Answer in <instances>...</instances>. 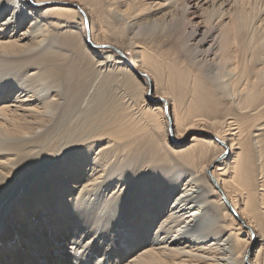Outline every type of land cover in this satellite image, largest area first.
<instances>
[{
    "label": "bare ground",
    "instance_id": "6f19581e",
    "mask_svg": "<svg viewBox=\"0 0 264 264\" xmlns=\"http://www.w3.org/2000/svg\"><path fill=\"white\" fill-rule=\"evenodd\" d=\"M0 17V264H264V0ZM180 100L211 130L157 148Z\"/></svg>",
    "mask_w": 264,
    "mask_h": 264
},
{
    "label": "rangeland",
    "instance_id": "374dc122",
    "mask_svg": "<svg viewBox=\"0 0 264 264\" xmlns=\"http://www.w3.org/2000/svg\"><path fill=\"white\" fill-rule=\"evenodd\" d=\"M121 51L123 52V54L128 59H130V55H132V52H131L130 49H125L124 50V49L121 48ZM134 67L136 69H139V63L134 65ZM138 81H139V79H138ZM139 84H140L139 86L142 88L143 92L145 90H147L146 86L142 85L140 81H139ZM154 88L155 87H153V92H151L152 95L155 92ZM165 99L168 101V104L170 103L171 106L174 105V101L171 99V97L165 96ZM153 104L154 105H156V104L158 105V103H156V102H153ZM190 106H191L190 103L185 101V100H180L177 103V107H176V109H174L176 111H174V112L176 113L177 116H181L182 118L186 117V120L182 121L181 123H179V129H176V128L173 129V138H171L170 135L168 134V131L166 129V122H165V120H163L162 124H161V127L159 129H156V131L150 136V140L149 141L154 143V145L157 148H159L161 145H163V146H167V145H170V144L174 145V142H175V143H179V145H178V147H174V148L175 149H181V148H183L184 146H186L189 143V140H190V138H188L189 136H192V135H197V136H199V135H207L202 130H205V131L209 132L211 129L206 128V127H210L209 123L204 122L205 119L202 118V115L190 112L189 111ZM171 113H172V111H171ZM191 121H192V123H191ZM189 124H191V128L188 129L187 131H185L184 130L185 126L189 125ZM199 127L200 128L204 127L205 129H200ZM182 132H183L182 137H180L179 139H174V137L177 135V133H182ZM146 140H148V139H146ZM181 140H182V142H181ZM175 196H176V194H174L172 198H174ZM28 200L31 201L30 199H26V201H28ZM258 245L259 244L257 242H255L253 247H252V250L253 249L255 250L258 247Z\"/></svg>",
    "mask_w": 264,
    "mask_h": 264
},
{
    "label": "snow or ice",
    "instance_id": "6c2138e0",
    "mask_svg": "<svg viewBox=\"0 0 264 264\" xmlns=\"http://www.w3.org/2000/svg\"><path fill=\"white\" fill-rule=\"evenodd\" d=\"M0 22L7 23L8 21L7 20H4L2 17H0Z\"/></svg>",
    "mask_w": 264,
    "mask_h": 264
}]
</instances>
